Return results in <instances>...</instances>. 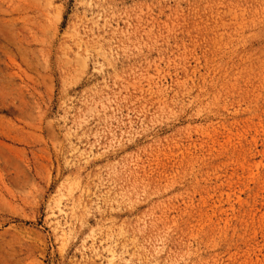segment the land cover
I'll use <instances>...</instances> for the list:
<instances>
[{
  "label": "rangeland",
  "instance_id": "1",
  "mask_svg": "<svg viewBox=\"0 0 264 264\" xmlns=\"http://www.w3.org/2000/svg\"><path fill=\"white\" fill-rule=\"evenodd\" d=\"M0 264H264V0H0Z\"/></svg>",
  "mask_w": 264,
  "mask_h": 264
},
{
  "label": "bare ground",
  "instance_id": "2",
  "mask_svg": "<svg viewBox=\"0 0 264 264\" xmlns=\"http://www.w3.org/2000/svg\"><path fill=\"white\" fill-rule=\"evenodd\" d=\"M58 211L60 212V210L58 209ZM63 212V211H62Z\"/></svg>",
  "mask_w": 264,
  "mask_h": 264
}]
</instances>
